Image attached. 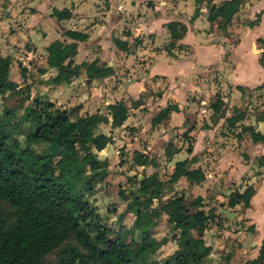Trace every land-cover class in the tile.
Here are the masks:
<instances>
[{
	"label": "crops",
	"instance_id": "crops-1",
	"mask_svg": "<svg viewBox=\"0 0 264 264\" xmlns=\"http://www.w3.org/2000/svg\"><path fill=\"white\" fill-rule=\"evenodd\" d=\"M221 1L0 0V57L10 59L7 73L15 71L12 63L23 69V77L12 74L18 80L7 78L26 91V105L41 98L69 119H104L91 131L94 158L85 165L104 171L97 182L133 168L141 180L152 168L161 201L199 197L200 209L212 212L213 219L190 231L210 248L203 264H264V0H235L224 29L219 17L207 18ZM55 41L75 51L51 54ZM67 64L84 75L69 72L53 83ZM169 105L176 109L151 124ZM256 134L262 139L255 141ZM145 155L153 165L141 164ZM182 162L184 168L177 166ZM185 168L199 169L203 181L189 182ZM166 213L151 229L156 240ZM176 236L173 228L169 254Z\"/></svg>",
	"mask_w": 264,
	"mask_h": 264
},
{
	"label": "trees",
	"instance_id": "trees-1",
	"mask_svg": "<svg viewBox=\"0 0 264 264\" xmlns=\"http://www.w3.org/2000/svg\"><path fill=\"white\" fill-rule=\"evenodd\" d=\"M236 9L235 0H223L209 11L207 18L219 17V27L224 29L226 20ZM66 34L77 40L85 38L77 32ZM74 51L73 44L62 45L58 41L49 48L51 54ZM259 62L264 67V52ZM9 63V57H0V92L17 93L18 85L5 74ZM18 70L23 77V69L19 66ZM69 72V64L59 67L53 83H59ZM51 108V103L34 99L25 106L17 125L27 121L30 129L22 142L0 125V264H201L210 248L193 240L190 231L213 219L212 212L204 213L200 209L199 197L187 204L182 195L161 201V182L154 173L139 180L136 190L130 192L135 193V198L126 209L134 214L129 230L131 236L134 232V237L110 238L88 199L93 194L92 181L104 171H94L92 181L85 185V193L76 189L68 178L75 163L85 166L93 160L91 145L95 138L91 131L104 119L98 114L86 115L75 118L69 126L66 110L52 109V116L42 114L41 110ZM175 109L170 105L161 109L151 124ZM260 139L256 134L254 140ZM40 143H47V147L35 151L33 147ZM186 151L190 152V145ZM141 161L142 165L154 164L153 159L146 157H141ZM184 165L185 162L177 163L180 168ZM183 170V176L193 184L204 179L199 169ZM238 198L236 193L228 204L233 206ZM153 200L156 205L151 207ZM164 211L170 212L167 221L177 231L176 248L159 262L156 252L164 239L156 240L151 229ZM48 256L54 257L52 263L45 262ZM244 264L263 263L254 259Z\"/></svg>",
	"mask_w": 264,
	"mask_h": 264
},
{
	"label": "rangeland",
	"instance_id": "rangeland-1",
	"mask_svg": "<svg viewBox=\"0 0 264 264\" xmlns=\"http://www.w3.org/2000/svg\"><path fill=\"white\" fill-rule=\"evenodd\" d=\"M264 44H262L263 46ZM261 45L257 44V49H260ZM12 66L15 71L12 73L9 71L7 73V68L5 71V74L11 75V78L15 75V73L18 71L17 69V63H12ZM14 75L12 76V74ZM14 79L18 80L17 77H13ZM10 79V78H9ZM3 94V95H1ZM38 97V96H37ZM40 98V97H39ZM39 100H36L39 102ZM29 102L28 95L26 94V91L19 90L17 93H0V125L6 130L9 131L13 137H16L19 141L22 142L23 135L30 129L29 123L21 122L20 124H10V121H15L18 116L21 113V110L25 108L26 104ZM30 104H32L30 102ZM37 111V110H36ZM42 114L50 115L52 116L54 114L53 110H41ZM19 120V119H18ZM75 120V116L71 117L69 119V126L71 125V122ZM47 147V143H40L38 145H35L33 148L35 151H42ZM123 147H121L119 150L123 152ZM124 153V152H123ZM147 159L148 156L145 155ZM94 169V170H93ZM93 169L87 166H83L80 163H75L74 166L71 169V172L68 176L69 180L76 189H78L81 193H85V185L88 184L89 181L95 176V172H103L102 170L96 169L93 167ZM154 169L149 168V171L147 172L148 175L153 173ZM77 172L79 173V176L77 175ZM120 177L114 178L113 181L110 182H97V178H95L92 181V189L93 194L89 196V200L92 202V206L94 207L98 217L100 218V223L104 224L106 229H108V235L110 238H116L118 236L124 235L126 239H129L130 237H134V232L131 236V233L129 230L131 229V220L132 216L134 215L132 211H127L126 205L133 201V198H135V193H130L131 191L136 190L139 183L140 177V171L133 168L131 169H125L119 171ZM154 172H157L156 170ZM158 173V172H157ZM156 173V174H157ZM114 174H117V172H114ZM113 174V175H114ZM80 175L82 177H80ZM146 175V174H145ZM166 174H162L161 177L165 176ZM80 177V179H77ZM85 195V194H84ZM123 197H126V200L123 199ZM143 197H139V202H144ZM188 201L185 202L187 204ZM154 204V203H153ZM163 215V214H162ZM168 214L166 213L164 218H160V223L164 227L162 229V234L159 236V241L164 239L163 242L169 241V246L159 249L160 245L157 248L156 257L157 260L162 262L172 251L171 245L173 244L172 236H173V228L167 225L166 218ZM210 225V224H209ZM211 226V225H210ZM210 226L208 228L210 229ZM201 228V225L198 226ZM203 228V227H202ZM202 230V229H201ZM198 231V229L196 230ZM193 231L192 235L193 238H200L197 236V232ZM160 242V243H161ZM54 257L48 256L45 259V262L52 263ZM204 260H202L201 264H203ZM143 264V263H142Z\"/></svg>",
	"mask_w": 264,
	"mask_h": 264
},
{
	"label": "water",
	"instance_id": "water-1",
	"mask_svg": "<svg viewBox=\"0 0 264 264\" xmlns=\"http://www.w3.org/2000/svg\"><path fill=\"white\" fill-rule=\"evenodd\" d=\"M72 74H74V75H84V71L83 70H75V71H70ZM143 172V171H142ZM140 177H142L141 175H140Z\"/></svg>",
	"mask_w": 264,
	"mask_h": 264
}]
</instances>
